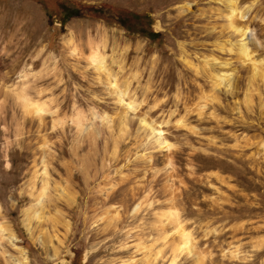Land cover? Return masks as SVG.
<instances>
[{"label": "rangeland", "instance_id": "rangeland-1", "mask_svg": "<svg viewBox=\"0 0 264 264\" xmlns=\"http://www.w3.org/2000/svg\"><path fill=\"white\" fill-rule=\"evenodd\" d=\"M233 1L0 0V224L27 264H264V0ZM101 4L148 13L161 45L62 24Z\"/></svg>", "mask_w": 264, "mask_h": 264}, {"label": "bare ground", "instance_id": "bare-ground-1", "mask_svg": "<svg viewBox=\"0 0 264 264\" xmlns=\"http://www.w3.org/2000/svg\"><path fill=\"white\" fill-rule=\"evenodd\" d=\"M231 1H233V0H231ZM233 5H234V3H233ZM230 9H231L230 10V18L232 19L233 16H234V12L236 11V8H234L232 6V8H230ZM229 26L233 27L239 33V35L241 36V38L238 40V46H237L239 55H241V57L242 56H248L249 55L248 40L251 38V35H249L248 27L235 25V23L233 21H230ZM88 55H89L88 59H89L90 63H92L93 67L95 69H97V70H101L102 69L104 72H106V74L108 76L107 78L109 79L108 82H110V73L107 72V70H106V67H105V64H104V62H105L104 61V56L102 54H100V52H99V50L97 48L92 49V51ZM211 75L213 77H215L216 79L220 80V81L223 78L222 75H215V74H211ZM227 77H229V76H227ZM112 86H113L112 91L116 94L117 100L120 103H123V96H124V93H125V89L118 87L114 82H113ZM24 101H25L24 104L26 105V107H29L31 105L32 106L31 108L35 112H39V111L43 110V106L39 105L40 103L37 104V105H32L27 98H24ZM130 103L131 102H128L127 105L129 106ZM44 110H45V108H44ZM99 117H100V119L102 118L101 116H99ZM143 125L147 126V124L144 121H143ZM151 131L153 132L154 130L151 128ZM159 141H160V139H159ZM160 143H161V141H160ZM43 174L44 175L46 174V170L45 169L43 171ZM44 190H45V187H43L42 190L40 191V193L38 194V196L36 198L37 201L35 202V204L32 207L26 208L24 210L23 222H24V225L26 226L27 230L30 231V232H31V229H32V228H30L31 220L33 218H35V219L40 218V213H39L37 207L41 206V203H42L44 195H45V191ZM181 235H182V242H181L182 245L180 246V248L181 249H186V250L191 249V244H189V241L191 239L190 233L187 232V231H184L182 229L181 230ZM14 237L15 236H14L13 232L10 230V228H8L5 224H0V254L4 258L6 264H27V256H26L25 250L20 248V247H18V246H16L15 243H13V238ZM36 240H38V242H40V244H42V246L46 245V244H44V240L41 239L39 236L36 237ZM3 241H5V242L11 244L12 246H14V249L17 250V254L13 255V254L7 253V250L4 249L3 246H2ZM54 255H55V253L53 252L51 257H53Z\"/></svg>", "mask_w": 264, "mask_h": 264}, {"label": "trees", "instance_id": "trees-1", "mask_svg": "<svg viewBox=\"0 0 264 264\" xmlns=\"http://www.w3.org/2000/svg\"><path fill=\"white\" fill-rule=\"evenodd\" d=\"M62 10V24L71 17L100 18L108 24L116 23L123 26L131 34L148 37L151 42H156L157 45H161L162 43V34L150 28V16L145 12L114 8L107 4L88 6L87 12L76 5L64 6Z\"/></svg>", "mask_w": 264, "mask_h": 264}, {"label": "snow or ice", "instance_id": "snow-or-ice-1", "mask_svg": "<svg viewBox=\"0 0 264 264\" xmlns=\"http://www.w3.org/2000/svg\"><path fill=\"white\" fill-rule=\"evenodd\" d=\"M249 35H251V33Z\"/></svg>", "mask_w": 264, "mask_h": 264}]
</instances>
